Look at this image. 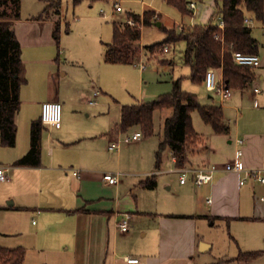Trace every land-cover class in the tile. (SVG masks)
<instances>
[{"label": "crops", "instance_id": "0c3cea01", "mask_svg": "<svg viewBox=\"0 0 264 264\" xmlns=\"http://www.w3.org/2000/svg\"><path fill=\"white\" fill-rule=\"evenodd\" d=\"M146 3L145 8H152L151 2ZM56 9L54 11L52 8L43 17H20L13 22L22 46L24 65L33 61L50 66L49 71L42 72L50 82L55 81L54 68L61 70L65 67L63 75L67 77L70 68L74 70L78 67L61 49L60 38L58 41L54 36L56 25H59L61 34L64 22L60 8ZM213 12L207 8L201 25L210 23ZM87 17L100 18L97 14ZM249 18L253 20V15H249ZM257 24V27H251L259 44L258 55L261 59V65L255 69L256 79L248 88L231 89L232 97L222 101L220 106L229 127L228 133H216L211 126L206 138L195 129L204 138L203 147L191 157L187 167L205 168L234 160L238 148L236 140L242 139L240 149L244 167L264 169V22ZM62 58L64 61H61ZM97 61L96 64L100 66H103V62L110 64L105 60V54ZM219 73L223 75V71ZM255 88L260 92L256 93ZM96 91L101 94L99 89L94 93ZM94 93L88 99L90 106L99 105L98 98L97 104L89 103ZM46 100L70 104L72 112L63 120L60 129L44 125V131H48L47 137L55 130L61 138L54 143L48 138L46 152L41 141L40 166H15V162L30 150L31 143L27 152L13 154L9 147L2 146L0 142V168H10L9 179L0 180V246L25 248L23 264H240L242 261L253 264L264 256L262 246H250L251 241L245 240L242 241L243 251L238 255H221L215 261H208L206 256L212 252L215 244L202 234L204 223L209 230L212 221L214 223L211 225L214 226L217 223L228 227L234 224L250 225L252 230L255 228L259 233V236L250 233V239L264 237V185L254 180L240 185V175L220 172L214 175L211 183L201 187H197L193 180L186 183L180 181L181 190L177 200H173L175 195H162L165 200L162 207L166 206L169 211L144 206L136 191L144 186V178L175 168L171 152H164L172 159L168 168L158 170L155 155L156 168L143 165L141 170L123 171V155L113 154L120 152L122 146L119 150H110L109 147L124 134L120 128L124 105L120 107L117 123L107 122L104 128L94 130L97 128L94 125L93 129L82 131L79 129L78 104L66 94L64 88L51 86L45 89V95L40 99L30 100L31 104L39 106L40 116L43 101ZM142 103L145 102L139 100L134 104ZM93 116V112L87 114L89 120ZM100 118L95 117L96 120ZM38 120L40 117L31 122L30 138L32 124ZM70 134L77 140L68 139ZM87 140H91V143L84 145ZM140 141L141 138L134 143L138 145ZM101 142L104 143L103 147ZM73 168L81 169L82 175L76 176L71 170ZM103 171H120L124 175L119 184L110 185L103 180ZM129 177L133 178L132 181H126ZM156 189L157 186L151 190ZM171 189L173 185L168 188ZM117 213L131 215L128 232L116 228ZM29 250L35 253L34 256L30 255ZM253 252H258L259 256H242ZM126 258H138L139 262L129 263Z\"/></svg>", "mask_w": 264, "mask_h": 264}, {"label": "rangeland", "instance_id": "374dc122", "mask_svg": "<svg viewBox=\"0 0 264 264\" xmlns=\"http://www.w3.org/2000/svg\"><path fill=\"white\" fill-rule=\"evenodd\" d=\"M58 1L61 2L60 10L64 20L61 26L60 46L66 53L67 58L72 61L71 63L78 64V67L73 68L74 70L68 68L69 74L67 77L63 75L66 69L65 67H62L61 70L54 68V83L52 81L50 82L46 75L42 74V72L46 73L47 70L49 71L50 66L33 61L25 63L24 78L27 82L21 90L22 105L17 115L18 142L16 148H10V153L16 154L29 149L31 143L29 132L31 122L40 117L39 106L31 104L30 100L40 99L42 95H45V89L54 85H60L66 90V94L77 102L81 120L79 129L82 131L87 129L91 130L95 126L97 128L94 130H98V127L104 128L107 122H111V124L117 123L119 121L121 105H131L139 100H143L144 102L154 101L160 96L170 93L173 88V81L179 78L181 79L183 90L197 94L201 104H223L221 97L215 93L208 92L205 84L194 83L189 78L191 73L190 68L182 62V53L185 49L184 42H179L177 45H168L171 48L169 53L161 49L156 54H149L143 49L140 60L143 59V62L147 65V68L143 71L139 69L137 64H108L105 62H103V66L96 64L99 57L104 56L106 53L107 43L112 41L113 22L116 20L124 22L125 19L129 18L127 12L132 11L142 14L144 10L155 9L161 15L156 21H160L166 28L179 27L178 23H182L185 27H188L202 24L207 8L209 7L213 11L215 10V0H203L202 3H198L191 17H182L175 7L168 5L164 0H119L124 11L108 18L101 17L100 12L102 9L107 13L111 11V0H106L105 2L85 0L79 4H75L74 0ZM145 1L151 2L150 6L152 8H145L144 4H148ZM50 2V0H21V18L47 15L46 8ZM221 4L222 2L220 1L219 5ZM56 8H54V11L57 10ZM93 14H97L101 20L87 17V15ZM252 22V27H257L258 21L253 19ZM164 39V30L156 26V24L142 28V46L152 45ZM63 58L61 61H64ZM168 60H173V64H169L167 62ZM70 66L76 67L71 64ZM98 89L101 91L98 97L99 105L90 106L88 99ZM209 96L212 98H209ZM71 112L72 106L70 104L63 105V120ZM89 112H93L94 115L91 120L87 117ZM172 113L173 111L171 109L155 112L154 132L152 135H143L138 145L137 142L125 143L122 145L120 152H113L115 156L118 154L123 155V166L121 167L123 171L141 170L144 168L143 165H153V168L155 167L156 151L164 138L165 120ZM96 116L101 117V120H96ZM192 118L195 129L207 138L208 131L212 129L211 125L203 121L199 111H194ZM135 131L142 132L140 128H135L124 133L122 136L125 137ZM47 135L48 131L46 130L42 136L44 152L47 151L48 138L52 139L53 143L61 138L59 132L55 130L53 132L51 131L50 137H47ZM67 137L70 140H77L72 134ZM90 141H85L86 144L84 145H88L87 143H91ZM101 146H104L103 142H101ZM163 155H165V159L161 168H168L170 167V162L172 163V159L167 153ZM104 172L116 171H103L102 173ZM151 177L153 176L144 179L147 180ZM155 178L157 180L156 190L142 186L136 192L144 206H156V208L160 207V210L166 211L168 208L166 206L162 207V201H165L162 195H175L173 200H177V194L181 190V187H179L180 174L166 170L160 171ZM132 179L129 177L126 181H132ZM171 185H173V189L168 190ZM175 210L178 209L176 208ZM212 223L214 222L211 221L209 223V230H207V224L204 223V231L207 230V232L203 231L202 233L215 244L212 252L206 256L208 261H215L221 255H238L240 251H243L242 241L244 242L245 240L251 241L249 243L250 246H262L264 248V237L250 239V233H255L259 236L258 231L255 228L252 230L250 225L234 224L233 227H228L226 224L218 225L217 223L214 226L211 225ZM30 250V255L34 256L35 253ZM240 264H245V262L242 261ZM253 264H264V256L254 261Z\"/></svg>", "mask_w": 264, "mask_h": 264}, {"label": "trees", "instance_id": "16d2710c", "mask_svg": "<svg viewBox=\"0 0 264 264\" xmlns=\"http://www.w3.org/2000/svg\"><path fill=\"white\" fill-rule=\"evenodd\" d=\"M85 0H74L79 4ZM105 2L106 0H88ZM175 7L182 17H191L194 11L189 8L191 2L203 0H164ZM222 2L219 5V2ZM60 1H51L46 12L58 7ZM21 0H0V142L4 147L13 148L17 144V115L20 112L21 89L27 80L24 78L25 65L22 46L14 29V20L21 17ZM135 25L116 20L113 22V41L107 44L105 60L116 64H137L142 50L156 54L166 45L185 43L182 62L190 68V79L204 84L208 69H222L225 83L231 89L250 87L255 79V67L241 66L235 63L232 53L240 51L258 54L259 44L253 36L252 28L246 25V18L264 22V0H215V10L207 25L197 24L183 29L160 27L165 39L152 45L142 46V28L156 24L160 15L153 9L142 14L127 12ZM41 15L40 17H43ZM156 18V19H155ZM223 20L226 27L222 31L218 22ZM222 35L224 41L217 38ZM54 36L59 41L60 27L57 24ZM173 64V60L167 61ZM171 109L172 115L165 120L164 138L156 153V166L161 168L162 157L169 150L175 159V167L183 168L190 164L191 157L203 147L204 138L196 132L192 113L199 111L203 121L212 126L216 133H228L229 127L224 121L223 108L220 105H204L198 95L183 90L181 79L173 81L172 91L158 99L142 104L124 105L121 110L120 128L124 133L140 128L142 134L149 136L154 132V115L157 111ZM44 125L41 119L34 121L31 129V148L15 166H40L41 141ZM144 186L154 189L157 186L155 176L147 179ZM26 250L23 247L7 248L0 246V264H23ZM246 258H256L258 252L244 253Z\"/></svg>", "mask_w": 264, "mask_h": 264}, {"label": "built area", "instance_id": "2783aa9c", "mask_svg": "<svg viewBox=\"0 0 264 264\" xmlns=\"http://www.w3.org/2000/svg\"><path fill=\"white\" fill-rule=\"evenodd\" d=\"M112 9L109 13L105 10H101V17L108 18L110 16L115 15L116 13H122L124 8L122 7L119 0H111ZM189 8L193 11L197 8L196 2H191L189 4ZM252 18H246V25L248 27H252ZM125 23L130 25H135V21L132 18H127L124 20ZM179 29H183L185 27L184 24L178 23ZM218 27L223 31L226 27L223 20L218 22ZM218 39L224 41L222 35H217ZM171 51L170 46L166 45L164 48V52L169 53ZM232 57L238 65L248 66V67H259L261 65V59L258 54H248L240 51H234L232 53ZM137 66L140 70H145L147 65L141 59ZM219 71L222 69L210 68L208 69L205 77V87L208 92L215 93L221 97V100L224 101L230 97H232L233 91L231 88H228L224 76H220ZM256 93L260 92V89L255 88ZM100 92L96 91L94 93V98L90 99L89 103L92 105L97 104V98ZM41 122L43 125L49 126L54 129H60L63 123V105L58 101H48L44 102L41 107ZM143 136L141 131H135L132 134H128L125 137L121 136L113 142L109 149L110 150H119L123 144H130L134 141L139 140ZM237 150L234 160L223 163V164H213L209 167L205 168H191V167H183V168H173L168 171L176 172L180 174L181 183H186L188 180H193L197 187H201L203 185L209 184L212 182L214 175L216 173H236L241 176L240 185H245L249 180H254L261 185H264V169H247L244 167L241 160V149L240 146L243 144L242 139H237ZM175 160V159H174ZM9 167L0 168V180H8V171ZM73 173L80 177L82 175L81 169H71ZM124 173L120 171L116 172H104L102 173L103 180L110 185H117L120 182L121 177ZM264 200V198H262ZM211 202V199L208 200ZM131 215L128 213H122L121 215L117 213L115 226L121 232H128L130 227ZM129 263H137L139 262L138 258H126Z\"/></svg>", "mask_w": 264, "mask_h": 264}, {"label": "water", "instance_id": "95a60500", "mask_svg": "<svg viewBox=\"0 0 264 264\" xmlns=\"http://www.w3.org/2000/svg\"><path fill=\"white\" fill-rule=\"evenodd\" d=\"M156 26L161 27L162 23L159 21V22L156 23Z\"/></svg>", "mask_w": 264, "mask_h": 264}]
</instances>
